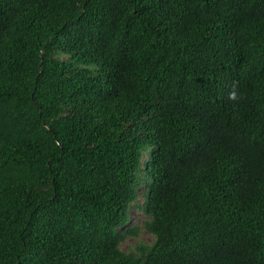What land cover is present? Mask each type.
Returning <instances> with one entry per match:
<instances>
[{
  "label": "trees",
  "instance_id": "obj_1",
  "mask_svg": "<svg viewBox=\"0 0 264 264\" xmlns=\"http://www.w3.org/2000/svg\"><path fill=\"white\" fill-rule=\"evenodd\" d=\"M0 264H264V0H0Z\"/></svg>",
  "mask_w": 264,
  "mask_h": 264
},
{
  "label": "rangeland",
  "instance_id": "obj_2",
  "mask_svg": "<svg viewBox=\"0 0 264 264\" xmlns=\"http://www.w3.org/2000/svg\"><path fill=\"white\" fill-rule=\"evenodd\" d=\"M132 217L134 220V224H141V222L146 218L144 213L138 209L132 210ZM140 239H142L145 242L151 243L153 240V236L148 233L145 229L142 230ZM137 243V240L134 238H130L122 243L123 249H131L134 247V245Z\"/></svg>",
  "mask_w": 264,
  "mask_h": 264
}]
</instances>
